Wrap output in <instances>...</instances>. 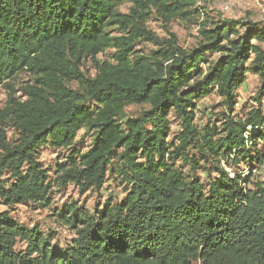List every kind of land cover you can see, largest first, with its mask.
<instances>
[{
  "label": "trees",
  "instance_id": "1",
  "mask_svg": "<svg viewBox=\"0 0 264 264\" xmlns=\"http://www.w3.org/2000/svg\"><path fill=\"white\" fill-rule=\"evenodd\" d=\"M199 1L0 0V264H264V178L232 169L264 161V19L206 15L190 47L149 29L153 10L168 23L201 17ZM22 72L33 82L17 96ZM249 73L259 105L238 109ZM214 93L199 123L198 103ZM44 148L69 151L58 186L100 193L115 180L124 192L55 209L74 232L65 244L11 215L52 205Z\"/></svg>",
  "mask_w": 264,
  "mask_h": 264
},
{
  "label": "rangeland",
  "instance_id": "2",
  "mask_svg": "<svg viewBox=\"0 0 264 264\" xmlns=\"http://www.w3.org/2000/svg\"><path fill=\"white\" fill-rule=\"evenodd\" d=\"M198 5L204 7L205 14L198 17L195 20L186 19H176L171 22H166L153 10L152 17L147 22L149 29L153 30L160 37L171 36L174 33L181 45L185 47L193 46L198 39V28L200 23L203 21L206 15L213 19H218L219 17H232V18H249L252 20H263L264 19V0H200ZM131 7L130 2H126L120 6V10L123 12H129ZM197 21V22H195ZM137 49H143L144 51H149V49L154 48L152 43L140 42ZM109 52V51H108ZM106 55L102 54L99 58H105ZM83 71L94 75L95 66L94 62L90 59L85 60L83 64ZM259 76L256 74L249 73L245 84L239 89L237 93L238 98V109H240L243 103L249 106L258 107V103L253 100L254 95L257 92L259 85ZM28 82L32 83L33 79L31 75L27 72L20 73L16 79L13 80L15 84V89H17V96L21 95L19 91ZM76 86V84H73ZM8 89L5 86H0V109H2L8 99ZM220 101V97L217 94H210L208 96L200 99L198 120L199 123L206 121L208 115L205 111H212L211 107ZM262 105L264 109V99L262 100ZM144 108H148L147 105H131L128 109V114L137 113ZM219 111V109L217 110ZM177 130V124H173V131ZM8 139L13 140L15 138V132L12 129H7ZM93 133V131H90ZM85 132L82 130L79 136L83 135ZM90 134L87 135V141L90 142ZM54 150L52 148H44L39 154V158L44 165V167L50 169V175L52 181H54V186L52 188V205L51 207H43L36 203H31L29 205L19 204L11 209V215L18 220L19 223L26 226L32 227L34 225L40 226V229L44 232L53 231L55 237L52 239L53 243L65 244L74 237V232L69 229L66 225L58 221L54 215V210L61 208L63 205L69 203H75L78 206H82L87 209H92L95 206H102L103 203L108 199L110 192L113 194L112 198L114 200H120L124 196L123 188L115 180H110L106 182V186L102 189L100 193L94 191L81 192L77 185L69 183L67 186H58L55 178L58 173L56 172L59 163L68 160L66 155L69 151ZM222 165L225 166L229 171H239L245 173L247 176L252 175L253 179L264 178V161L256 162L253 169L245 163L239 166L229 168L224 161ZM202 173V172H201ZM233 173V172H232ZM8 209L0 199V211Z\"/></svg>",
  "mask_w": 264,
  "mask_h": 264
},
{
  "label": "built area",
  "instance_id": "3",
  "mask_svg": "<svg viewBox=\"0 0 264 264\" xmlns=\"http://www.w3.org/2000/svg\"><path fill=\"white\" fill-rule=\"evenodd\" d=\"M249 128H251V127H249ZM247 135V134H246ZM242 175H246L245 173H242ZM232 176H233V173H232ZM244 185H245V183H243Z\"/></svg>",
  "mask_w": 264,
  "mask_h": 264
}]
</instances>
